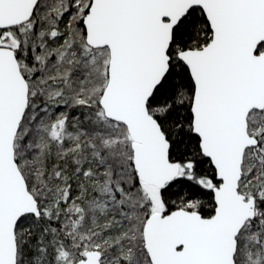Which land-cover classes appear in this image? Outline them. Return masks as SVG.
Masks as SVG:
<instances>
[{
    "label": "snow or ice",
    "instance_id": "1",
    "mask_svg": "<svg viewBox=\"0 0 264 264\" xmlns=\"http://www.w3.org/2000/svg\"><path fill=\"white\" fill-rule=\"evenodd\" d=\"M0 264H264V0H0Z\"/></svg>",
    "mask_w": 264,
    "mask_h": 264
}]
</instances>
